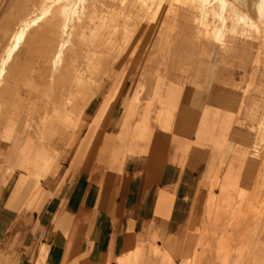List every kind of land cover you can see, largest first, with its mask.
<instances>
[{"label": "crops", "instance_id": "1", "mask_svg": "<svg viewBox=\"0 0 264 264\" xmlns=\"http://www.w3.org/2000/svg\"><path fill=\"white\" fill-rule=\"evenodd\" d=\"M26 9L0 0V65ZM158 26L56 134L22 108L42 106L59 53L42 48L58 40L27 30L0 88L19 108L0 120V264H117L168 246L208 200L264 192L263 57Z\"/></svg>", "mask_w": 264, "mask_h": 264}, {"label": "rangeland", "instance_id": "2", "mask_svg": "<svg viewBox=\"0 0 264 264\" xmlns=\"http://www.w3.org/2000/svg\"><path fill=\"white\" fill-rule=\"evenodd\" d=\"M16 1L26 3L27 7L18 12L17 27L23 24H20L21 21L33 22L50 4L49 12L44 13L37 24L24 29L23 38L30 27L38 25V33L56 36L58 40L51 48L50 43H44L42 48L49 51L58 45L60 54L55 62L57 68L53 69L52 74L43 75V90L36 92L42 106L22 108L26 109L28 115H41L42 121L38 125L44 133L56 134L73 129L77 122L74 116L82 111L90 90L98 87L104 78L109 83L116 58L123 54L127 57L126 61L130 60L132 37L135 36L136 43L137 38L156 24L160 26L152 34L160 30L169 35H185L189 37L187 41H191V45L201 42L208 51L227 53L242 50L244 46L245 50L258 52L264 59V9L255 8V0H243L247 3L227 0L228 13H225L226 19H220L222 22L215 19L213 11L217 10L216 4L201 5L206 0H99V6L91 17L89 13L85 16L79 14L67 29L62 28L63 8L59 9L66 1ZM70 7L72 9L73 5ZM234 9L245 16V22L235 23L229 11ZM89 10L90 5L85 11ZM229 13L231 19L227 15ZM164 20H170V23H164ZM20 28L19 31L22 30ZM104 38L106 42H102ZM62 44L66 45L61 49ZM89 51L88 57L86 52ZM49 61L44 58L43 66H51ZM238 93L243 94L242 88ZM4 95L6 91L1 90L0 98ZM18 110L0 102V120L9 111ZM25 125L30 129L29 124ZM117 264H264V192H240L228 200H208L189 226L176 235L168 246L147 254L136 251L128 260Z\"/></svg>", "mask_w": 264, "mask_h": 264}, {"label": "bare ground", "instance_id": "3", "mask_svg": "<svg viewBox=\"0 0 264 264\" xmlns=\"http://www.w3.org/2000/svg\"><path fill=\"white\" fill-rule=\"evenodd\" d=\"M51 1H53V0H51ZM50 1V2H51ZM62 1H66V3H64L63 5H61V7H59V9L60 8H63V11L61 12V14H62V16H63V19H64V23H63V29H67V27H68V25H69V23L75 18V17H77L79 14H84V16L86 15V13H89L90 14V17H91V15H93L95 12H96V9H97V7L99 6V0H57V3H60V2H62ZM236 1V0H235ZM238 1V0H237ZM243 3H247V2H244L243 0H241ZM240 1V2H241ZM48 2V1H47ZM69 2V3H68ZM205 2V1H204ZM239 2V1H238ZM238 2H236V3H238ZM250 2H251V0H250ZM254 2V1H253ZM253 2H252V5H253ZM43 3V2H42ZM46 3V2H45ZM45 3H44V6H46L45 5ZM231 3V2H230ZM249 3V2H248ZM193 4V3H192ZM212 5V4H216L217 5V10H214L213 12H215V19H219V20H217V21H220V22H222L221 20L222 19H226V17H225V13L227 12V6H229L228 5V1L227 0H206V3H204L203 4V2H202V4L201 5ZM241 4V3H240ZM50 5V4H49ZM48 5V6H49ZM71 5H73V8L71 9ZM89 5H90V7H91V10H89V12H87V11H85V10H87V8L89 7ZM98 5V6H97ZM101 5V4H100ZM206 5V6H207ZM238 6H239V3L237 4ZM47 6V8H45V7H43V6H41V8L43 7V8H45L43 11H41V14H39V15H37L36 16V18L34 19V21L33 22H26V21H22L20 24H22L21 26H19V27H21L20 29H22L21 31H18V32H16L14 35H13V37L11 38L12 39V42H11V44H10V46L8 47L7 46V50H6V52H5V56H4V58H3V62H2V64H1V66H0V88H1V81H2V78H3V76H4V74L6 73V68H7V65H8V62H9V60L12 58V56H13V54L18 50V48H19V46H20V44H21V42L23 41V35H24V29H26L27 27H29V26H31L32 24H37L38 22H39V20L40 19H42L43 18V16L45 15V14H47L48 12H49V10H48V7ZM102 6V5H101ZM193 6V5H192ZM196 7V6H195ZM236 7V6H235ZM246 7V6H245ZM254 7L255 8H257V9H259V10H262V9H264V0H255V2H254ZM36 8V7H35ZM34 8V9H35ZM42 8V9H43ZM169 8V7H168ZM211 8V7H210ZM214 8V7H213ZM90 9V8H89ZM252 9H253V7H252ZM41 10V9H40ZM54 10V9H53ZM58 11V10H57ZM229 11H231V14H233V20H235V23H241V22H243L244 20H245V16L244 15H242L241 13H239L238 11H236L235 9L234 10H229ZM255 11V10H254ZM259 12V11H258ZM264 12V11H263ZM35 13V12H34ZM45 13V14H44ZM209 13V12H208ZM228 13V12H227ZM249 13V12H248ZM198 14V13H197ZM231 14L229 13V14H227V15H230L228 18L229 19H231ZM253 15V14H252ZM55 16H56V13H55ZM201 16V15H200ZM262 16H263V14H262ZM257 17V16H256ZM62 18V17H61ZM81 19V18H80ZM221 19V20H220ZM228 19V20H229ZM246 19H247V17H246ZM251 19V18H250ZM255 19V18H254ZM258 19V18H257ZM61 20V19H60ZM256 20V19H255ZM255 20H252V21H255ZM260 20V19H259ZM80 21V20H79ZM225 21V20H224ZM232 21V20H231ZM247 21V20H246ZM234 22V21H233ZM232 22V23H233ZM245 22V21H244ZM61 23V22H60ZM224 23V22H223ZM230 23V22H229ZM73 24V23H72ZM214 24V23H213ZM215 24H216V22H215ZM220 24V23H219ZM234 24V23H233ZM59 25V24H58ZM226 25V24H225ZM249 25V24H248ZM62 26V25H61ZM217 26V25H216ZM229 26V25H228ZM251 26H253V25H251ZM244 27V26H243ZM231 28V27H230ZM237 28V27H236ZM257 29V28H256ZM62 30V29H61ZM72 30V29H71ZM235 30V29H234ZM232 31V30H231ZM236 32V31H235ZM234 32V33H235ZM70 33H71V31H70ZM129 33V32H128ZM232 33V32H231ZM257 34V33H256ZM69 35V34H68ZM221 36V35H220ZM10 39V40H11ZM65 45L66 44H62L61 45V49L63 48V47H65ZM58 57H60V54H58ZM54 67H55V65H54ZM67 74H69L68 72H66ZM67 77H68V75H67ZM67 79H69V78H67ZM67 82H68V80H67ZM85 95V94H84Z\"/></svg>", "mask_w": 264, "mask_h": 264}]
</instances>
